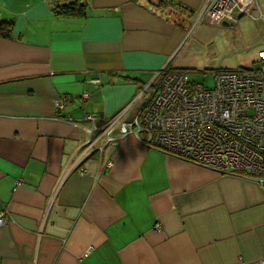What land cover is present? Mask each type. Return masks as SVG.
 <instances>
[{"label":"crops","instance_id":"1","mask_svg":"<svg viewBox=\"0 0 264 264\" xmlns=\"http://www.w3.org/2000/svg\"><path fill=\"white\" fill-rule=\"evenodd\" d=\"M66 1L0 0V20L13 21L0 36V264H260L264 183L117 130L107 141L100 127L127 107L121 118L137 115L155 70L190 74L192 33L229 50L215 69L245 67L230 58L251 66L264 48V0L257 19L192 28L188 16L208 0H172L179 25L162 2L82 0L85 15L55 14ZM89 138L97 148L82 153Z\"/></svg>","mask_w":264,"mask_h":264},{"label":"built area","instance_id":"2","mask_svg":"<svg viewBox=\"0 0 264 264\" xmlns=\"http://www.w3.org/2000/svg\"><path fill=\"white\" fill-rule=\"evenodd\" d=\"M254 9L262 16L257 0H208L188 17L192 28L199 23L236 22L240 15L257 19ZM212 76L213 86L208 88L192 81L186 70L167 66L155 70L137 115L130 120L121 118L129 107L125 108L105 121L101 134L107 141L112 140L114 130L122 137L135 135L146 147L164 154L216 173L264 183V48L257 51L251 66L218 68ZM88 96L81 94L82 99ZM69 99H58L56 108L61 109ZM85 117L94 123L87 129L91 134L97 127L95 118ZM96 148L89 138L82 153Z\"/></svg>","mask_w":264,"mask_h":264},{"label":"rangeland","instance_id":"3","mask_svg":"<svg viewBox=\"0 0 264 264\" xmlns=\"http://www.w3.org/2000/svg\"><path fill=\"white\" fill-rule=\"evenodd\" d=\"M204 28H206V32L212 29L208 27ZM218 42L219 38H217L215 42L213 41L212 44H203L204 42L198 43L195 34L192 33L187 39L186 45L183 47V53L186 54L188 64L193 68L190 71L191 75L189 74L190 79L208 88L213 86L212 71L215 70L217 59L222 56H228L229 54V50L226 49L227 47L223 45V43ZM243 55H245V52L242 56ZM230 56L233 57L232 54ZM227 63L231 67L243 65H245V67L250 66V64H239L233 58L228 59ZM143 97H146V94H143Z\"/></svg>","mask_w":264,"mask_h":264},{"label":"trees","instance_id":"4","mask_svg":"<svg viewBox=\"0 0 264 264\" xmlns=\"http://www.w3.org/2000/svg\"><path fill=\"white\" fill-rule=\"evenodd\" d=\"M169 2V4L165 2ZM162 5L168 6L169 8L172 7L173 3L172 0H163ZM175 7V6H174ZM175 8H173L174 10ZM52 10L57 15H63V16H83L85 15V6L83 4L82 0H71L66 2H56L52 5ZM170 14L169 10H167ZM175 11V12H174ZM173 14L171 15L172 18H170L174 23L177 25L181 24L183 21H186L184 18H177V15L179 12H183L181 10H174ZM183 14V13H182ZM12 30H13V21L12 20H0V36L4 38H10L12 36Z\"/></svg>","mask_w":264,"mask_h":264}]
</instances>
